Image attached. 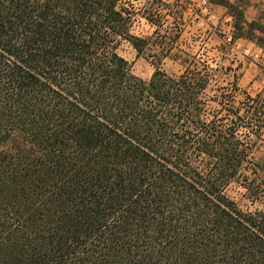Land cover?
Here are the masks:
<instances>
[{"label": "trees", "instance_id": "obj_1", "mask_svg": "<svg viewBox=\"0 0 264 264\" xmlns=\"http://www.w3.org/2000/svg\"><path fill=\"white\" fill-rule=\"evenodd\" d=\"M209 1L232 39L264 34L240 5ZM176 7L0 0V264H264V99L236 80L208 93L218 69L178 48ZM137 15L151 34L131 33ZM123 41L150 58L148 79Z\"/></svg>", "mask_w": 264, "mask_h": 264}, {"label": "rangeland", "instance_id": "obj_2", "mask_svg": "<svg viewBox=\"0 0 264 264\" xmlns=\"http://www.w3.org/2000/svg\"><path fill=\"white\" fill-rule=\"evenodd\" d=\"M137 9L145 0H126ZM177 3L174 16L181 14L180 37L176 44L191 56H200L213 67H217L216 82L210 86L209 94H222L229 83L236 80L238 87L251 96L259 95L264 99V34L253 31L252 38L235 37L233 18L227 9L209 0H164ZM242 7L247 23L256 22L264 27V0H231ZM179 12V14H176ZM173 15V14H171ZM171 21L173 18L171 17ZM174 25V24H173ZM176 25V24H175ZM153 28L140 15H137L131 27L136 36H147ZM244 30H247L245 25ZM119 53L128 61L131 72L148 79L153 72V65L148 56H137L132 46L123 41ZM161 66L170 73H179L183 66L169 57L162 60ZM222 67V68H221ZM227 68V69H226ZM229 68V69H228ZM236 77V79H235ZM255 122L251 128L256 129ZM254 157L264 163V126L255 138ZM264 181V166L259 172ZM226 193L243 210H254L258 204H250L244 197V190L238 183H231Z\"/></svg>", "mask_w": 264, "mask_h": 264}]
</instances>
